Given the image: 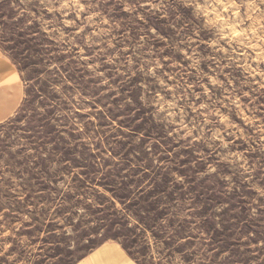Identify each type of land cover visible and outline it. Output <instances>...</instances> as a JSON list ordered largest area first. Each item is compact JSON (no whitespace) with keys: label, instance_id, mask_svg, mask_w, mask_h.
Wrapping results in <instances>:
<instances>
[{"label":"rangeland","instance_id":"obj_1","mask_svg":"<svg viewBox=\"0 0 264 264\" xmlns=\"http://www.w3.org/2000/svg\"><path fill=\"white\" fill-rule=\"evenodd\" d=\"M0 52V264H264L258 0H0Z\"/></svg>","mask_w":264,"mask_h":264},{"label":"crops","instance_id":"obj_2","mask_svg":"<svg viewBox=\"0 0 264 264\" xmlns=\"http://www.w3.org/2000/svg\"><path fill=\"white\" fill-rule=\"evenodd\" d=\"M23 98V84L17 67L0 52V122L9 118ZM74 264H139L121 243H104Z\"/></svg>","mask_w":264,"mask_h":264},{"label":"snow or ice","instance_id":"obj_3","mask_svg":"<svg viewBox=\"0 0 264 264\" xmlns=\"http://www.w3.org/2000/svg\"><path fill=\"white\" fill-rule=\"evenodd\" d=\"M85 2H87V0H85ZM216 2H217L218 5H221L224 2V0H216ZM233 2H234V0H233ZM248 2L251 3V4H255V3H257V0H248ZM258 2L261 5H264V0H258ZM224 11H227V10L225 9ZM229 15L231 16V13H229ZM213 90L216 91L217 89L214 88ZM201 91H203L202 88H201ZM202 99L207 100L210 106H217V105H213V103H212V97H210L208 95H204L202 97ZM204 111H208V108L205 107L204 108ZM225 111H227V108H225ZM196 115H200V110L199 109H196Z\"/></svg>","mask_w":264,"mask_h":264},{"label":"trees","instance_id":"obj_4","mask_svg":"<svg viewBox=\"0 0 264 264\" xmlns=\"http://www.w3.org/2000/svg\"><path fill=\"white\" fill-rule=\"evenodd\" d=\"M121 245L124 247V249L132 256V254L130 253V251H129V248L126 246V245H124V244H122L121 243ZM133 257V259H135L136 260V258H134V256H132ZM137 261V260H136Z\"/></svg>","mask_w":264,"mask_h":264}]
</instances>
